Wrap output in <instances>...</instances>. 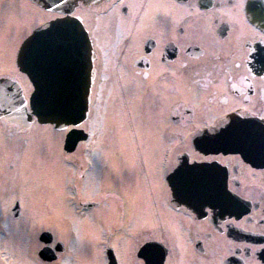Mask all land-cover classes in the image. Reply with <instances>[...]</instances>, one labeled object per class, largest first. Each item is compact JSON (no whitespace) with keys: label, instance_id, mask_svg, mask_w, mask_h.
<instances>
[{"label":"flooded vegetation","instance_id":"flooded-vegetation-1","mask_svg":"<svg viewBox=\"0 0 264 264\" xmlns=\"http://www.w3.org/2000/svg\"><path fill=\"white\" fill-rule=\"evenodd\" d=\"M28 12L34 20L83 17L94 54L91 90L97 97L105 86L99 74L116 76L121 131L119 137L111 126L97 148L88 125L92 94L86 138L72 150L69 129L36 121L19 131L0 120L14 145L0 159V184L11 195L7 219H0L7 221V227L0 222L7 238L0 264H264V132L246 155L193 143L222 114L264 124V28L249 15L264 12V0H105L78 2L70 13L32 0H0V53L7 59L0 78L17 79L23 90L18 51L45 24L28 29ZM47 125L65 131H55L62 148L45 164L35 162L51 164L50 192L69 204L68 214L58 206L48 217L35 215L42 200L25 196L34 179L20 166L18 145L35 128L34 136H43ZM170 161L208 166L206 180L175 196ZM146 227L158 239L144 252Z\"/></svg>","mask_w":264,"mask_h":264},{"label":"snow or ice","instance_id":"snow-or-ice-1","mask_svg":"<svg viewBox=\"0 0 264 264\" xmlns=\"http://www.w3.org/2000/svg\"><path fill=\"white\" fill-rule=\"evenodd\" d=\"M75 15V14H73ZM83 20V17H80ZM60 26L55 30L48 32H37L34 36L25 41L21 51V57L24 65L33 71L34 78L40 81V89L36 95L37 104L42 107L48 115L44 118L53 119L59 124L65 122V128L69 129V135L76 130L85 128V124L80 122L89 109V96L93 95L91 90V69H92V41L90 30L85 31L83 25L69 17L66 21L59 22ZM46 45L49 52L52 53L59 64L69 71L70 75L62 82L63 98L58 100L49 83L47 77L39 74L37 68L38 49L41 45ZM80 122V123H74ZM224 123V116L218 124ZM247 122H242V124ZM227 138L236 140L245 139L248 129L242 126L228 124L227 127L221 128ZM209 143L224 139L217 135L205 138ZM187 153V149H185ZM194 159L208 160L216 159L215 157H197ZM176 165L173 167V165ZM182 162L170 161L166 170H171L168 179L174 186L177 195L183 193L186 189L202 185L207 177L206 167L198 163L184 164ZM212 167V165H210ZM141 239L146 241L144 247H148L150 242L158 237L151 233V229L146 227ZM137 264H143L137 261ZM149 264L152 261L149 260Z\"/></svg>","mask_w":264,"mask_h":264},{"label":"water","instance_id":"water-1","mask_svg":"<svg viewBox=\"0 0 264 264\" xmlns=\"http://www.w3.org/2000/svg\"><path fill=\"white\" fill-rule=\"evenodd\" d=\"M38 5L42 6L47 10H56L61 13H70L72 8L77 5L78 2H83L85 4H98L104 0H33ZM69 17L71 19L76 20L79 24L83 25L82 20L79 17H74L70 15H66L65 17H59L49 21L48 23L42 25L39 28H36L33 33L26 39L28 40L32 36H34L37 32H48L50 29L55 30L60 26L59 22L66 21ZM250 18L258 23L261 27L264 28V12H250ZM84 27V26H83ZM84 30L87 31L84 27ZM25 40V41H26ZM25 43V42H24ZM21 45L18 56L17 63L22 72H24L34 86V90L32 91L29 98L24 95V91L20 85V83L15 78H0V119L6 120L7 122L18 127L19 131H25L29 129L33 123L37 120L40 123H50L55 126V128L63 130L65 128V122H57L53 119H46L48 113L40 107L36 102V95L40 89V81L36 80L33 75V71L29 70L28 67L24 65V61L21 57V51L23 49V45ZM38 60H37V68L39 74L48 78L51 89L55 95V97L60 100L63 98V87L62 82L67 79L70 75L69 71H67L64 67H62L59 62L56 60L55 56L49 52L46 45H41L38 49ZM91 82L94 75L93 70V58L94 54L91 52ZM91 95V94H90ZM91 98L89 96V102ZM90 104V103H89ZM88 112L85 114L84 119L80 122H84L87 119ZM240 116H232L228 117L224 120L222 125L217 124L216 126L210 127L209 129H204L199 131V133L194 137L193 143L197 148L212 150V151H238L243 155L247 154L248 146L252 141H256L258 139L257 134H260L264 131V125L258 121L243 120ZM74 122V123H80ZM242 122H247L242 124ZM228 124H233L234 126H242L247 128L249 131L243 140H236L232 138H227L223 131H220L221 128L227 127ZM220 136L224 137L216 142L209 143L205 138L210 136ZM86 138V133L84 129L76 128L71 135H69V131L67 133L66 139V148L72 150L76 147V144L79 140ZM182 167V165H181ZM173 189L176 193V190L173 186ZM177 195V193H176ZM181 195V194H180ZM144 252H147L148 247L143 248Z\"/></svg>","mask_w":264,"mask_h":264},{"label":"rangeland","instance_id":"rangeland-1","mask_svg":"<svg viewBox=\"0 0 264 264\" xmlns=\"http://www.w3.org/2000/svg\"><path fill=\"white\" fill-rule=\"evenodd\" d=\"M29 17H27V22L26 26L28 29H30L34 24L38 23H48V20L50 19L49 17L51 15H39L36 20H34L33 14L28 12ZM34 15H37L35 13ZM42 23V24H43ZM44 25V24H43ZM42 26V25H41ZM39 26V27H41ZM38 27V28H39ZM14 47V46H13ZM0 49H5L4 45L0 44ZM7 68V59L1 55L0 53V70ZM22 81L26 87L25 93L29 97L33 91V86L31 84V81L29 80L28 76L25 73H22ZM99 77L102 79L103 86L101 90L98 91L97 97L96 95L94 96V103L91 106L92 110V120L89 121L88 125L92 128V133H95L94 137L95 139L99 142L97 143V148L101 147V139L100 135L105 134L106 132H109V129L112 128L111 126H114L116 133L119 134L121 131V121L119 122V109L116 107L115 100H116V76H105L99 74ZM107 79L106 81L104 80ZM107 108V110H106ZM50 126L47 125L44 128L45 134L41 137H35L34 134L38 131L37 128L32 130L31 132L26 135V141H21L18 145L21 146V148H24L23 151V158H22V163L20 166H23L24 168L28 167V174L29 177L33 178V186H32V191L27 190V194L25 196H32V198H36L33 200H42L40 201V204L38 205V208L35 209V215L39 213L41 216H46L48 217L49 214L52 215V213L55 211V209L58 206H61L65 214H68L69 212V204L67 200H61L58 199L57 195L52 194L53 192V174L52 171L49 169H52L51 164H47V167H43L38 165V163L45 164L44 160L46 161L50 156L53 154L54 149H61L62 147H57L55 145L56 140L58 139L57 134L55 133L58 132L61 136L65 134V131H53L52 129L49 130ZM56 129V128H55ZM6 132L5 126L0 125V159L2 161H6L7 159V149H13L14 145L13 142L10 144H7V136L4 134ZM92 136V138H94ZM120 137V134H119ZM61 142V139H60ZM16 143V142H15ZM64 143V142H63ZM24 144V145H23ZM15 148H19V146H16ZM5 157V158H4ZM44 159V160H43ZM37 161V162H35ZM52 162V160H51ZM53 164V163H52ZM31 187V185H30ZM50 187L52 192H50ZM7 186L5 183L0 184V219L4 217L6 218V213L5 209L7 208V198H10L11 195L7 197V195L3 193H7ZM17 192V191H16ZM22 192V189H21ZM22 194V193H21ZM15 195V194H14ZM14 197V196H13ZM40 198V199H39ZM15 200V198H13ZM29 200V199H28ZM56 201L58 203L54 204L53 201ZM47 202V204H45ZM36 207V206H35ZM34 207V208H35ZM32 212V211H31ZM1 222V221H0ZM2 224L4 222H1ZM0 223V224H1ZM5 224V225H4ZM3 225L7 227V221ZM3 244H7V238L3 235L0 234V249L3 247ZM79 250V249H78ZM6 256V255H5ZM76 257L83 258L84 253L77 252L75 254ZM7 257V256H6Z\"/></svg>","mask_w":264,"mask_h":264},{"label":"bare ground","instance_id":"bare-ground-1","mask_svg":"<svg viewBox=\"0 0 264 264\" xmlns=\"http://www.w3.org/2000/svg\"><path fill=\"white\" fill-rule=\"evenodd\" d=\"M24 95H25V93H24ZM6 192H7V191H6ZM3 194L7 195V193H3Z\"/></svg>","mask_w":264,"mask_h":264}]
</instances>
